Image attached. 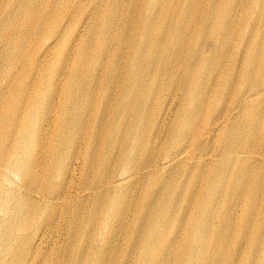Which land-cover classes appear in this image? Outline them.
I'll use <instances>...</instances> for the list:
<instances>
[{
	"label": "bare ground",
	"instance_id": "1",
	"mask_svg": "<svg viewBox=\"0 0 264 264\" xmlns=\"http://www.w3.org/2000/svg\"><path fill=\"white\" fill-rule=\"evenodd\" d=\"M121 3L0 0V227L9 229L0 232V264H105L106 223L121 224L118 193L136 179L145 191L126 230L137 243L115 260L163 264L159 239L170 236L174 247L176 222L194 218L190 245L174 248L184 251L177 264H195L203 250L192 246L208 247L213 234L199 223L216 215L212 204L224 207V179L252 170L259 181L247 189L264 184V120L243 123L247 104L264 97V0L245 29L189 8L169 21L170 0H141L132 12ZM85 106L93 108L86 118ZM176 201L188 206L180 217L165 208ZM83 229L92 233L85 248ZM51 233L58 250L47 245Z\"/></svg>",
	"mask_w": 264,
	"mask_h": 264
},
{
	"label": "rangeland",
	"instance_id": "2",
	"mask_svg": "<svg viewBox=\"0 0 264 264\" xmlns=\"http://www.w3.org/2000/svg\"><path fill=\"white\" fill-rule=\"evenodd\" d=\"M98 1L100 0H95V4H97ZM121 1L122 3L120 7H123L125 10L132 12L139 5L141 0ZM170 2L171 5L168 4L167 6H162L163 9H170L168 17L172 16L175 19L177 15L182 16V9L189 8L190 10H196L198 15L214 12L216 16L213 17L212 21L222 22V18L224 17V28L239 26L244 29L250 27L251 21L253 20L251 19V17L254 15V13H258L259 9L264 4H261V0H170ZM211 9H213V11ZM88 12L89 10L85 13L86 16L88 15ZM198 15L194 16V19L191 20V23H193L194 25L197 24L196 26H198V23H200ZM63 16L64 15L62 14V18ZM172 17H170L169 21ZM56 18L59 17L56 15ZM54 19L55 18L50 19L49 24L52 25L54 23ZM95 41L96 40L94 37L93 42ZM69 50L70 39H62V42L57 47V51L55 50V52L52 54L50 68L54 69L56 67V62L60 55L67 53ZM111 53L112 51L110 49L109 54L111 55ZM71 67V61L62 64L63 70ZM110 78L113 77L107 75L104 78L103 82L107 81L109 84H112V80ZM116 79H119V77H116ZM101 93L102 91L100 88L99 94ZM228 93L230 94L229 90ZM228 93L224 94V111L226 107L225 101L228 100ZM97 99L98 101L100 100L99 95L98 98L95 97L93 101L96 102ZM252 99H254V101L248 103L247 109L243 111L244 124L249 123V120H255L258 118L260 120H264V97L255 96ZM93 101H91L92 106L94 105L93 103H95ZM52 107L53 105L51 102L50 109ZM90 109L93 108L85 106V109L83 111L85 118L90 112H92V110ZM253 112H259V115L254 116ZM63 113L64 111H62V114ZM236 117H234V119ZM234 119L232 120V122L234 121ZM75 121L76 120L74 118V122ZM70 127H72L71 124ZM236 130L239 132V134L243 135L244 137H246V134L248 133L242 132L238 129ZM260 131L264 132V129ZM231 133L232 131H230L229 134ZM259 151H262L261 155H264L263 149H259ZM243 167L244 166H242L241 164L238 166L240 170L243 169ZM137 181L138 180L136 179L131 185L124 189L122 193H118L120 198L125 199L122 205L124 211V218L122 219L120 225H118L116 220H112V222L108 221L106 223L107 227L105 229L109 231L111 230V232L106 238L109 244H105L106 247L103 248L105 253L101 254V263H103L102 258L105 256V264H122L115 260L117 251L124 248L127 250L130 249L131 253L134 252V243H137V238L134 237L129 239L126 227H130L131 229L134 225H136L137 222L136 219L133 218V212L135 209V205L138 201H140L145 191V189L140 190L139 186H135ZM257 181L255 178V172L253 173L252 170L249 171L246 179H243L241 176L230 180L224 179V207L215 203L212 204L213 206H218L215 213L216 215H211L212 219H205L202 220L201 223H199L202 228L213 230V234H209L208 247H203V249H201L198 246H192V251L203 250V252L197 254L194 253L198 258V261L194 259L195 264H257L258 262L264 264V257L262 258V254L257 255V252L261 250L264 245V184H260V187L256 192L247 189L248 185L253 184V182L257 183ZM188 189L189 187L180 188L178 190V194L183 196L189 191ZM22 192L24 193L23 190ZM236 196L237 199H234ZM242 196H245V199H242ZM108 197H113V194L110 193ZM226 200L232 201L233 204L228 206L227 204H225ZM177 202L178 201L174 203L172 202L171 204H167L165 205V208L176 214L188 211V206L186 204H177ZM85 204L88 205L87 203ZM9 208H12V203L9 204ZM249 210L252 211L251 216L248 215ZM221 213H224V224L220 222V218L222 217L220 215ZM180 216L182 215H178V217ZM189 223H191V225ZM176 225L178 228L181 229V231H179V233L176 235L178 238L173 244L174 247L178 240V246L180 244V240H188L190 245L193 238L194 230L196 229L194 218L190 222L187 221V224L184 218L182 221L176 222ZM0 230V232L2 233L6 232V230L9 229L1 226ZM91 234L92 233L84 229L80 232L79 237L85 236L86 238V240L83 241L84 248L88 245L89 240H91ZM54 238L55 237H53V233H51L48 239L50 242H48L47 245L53 246L54 244L53 248H55V250H58L60 246L58 245V242L53 243ZM169 238L170 236H163L161 239H159L155 248V253L158 254L155 259L156 262L162 261L163 264H177L178 259L180 257H183L184 251L183 253H180V249L171 247V241L169 240ZM255 238L256 241L254 245L251 246L252 241ZM93 239H100L98 240V242H102L104 240V236L99 235L97 233L93 237ZM147 264L154 263L147 259Z\"/></svg>",
	"mask_w": 264,
	"mask_h": 264
}]
</instances>
